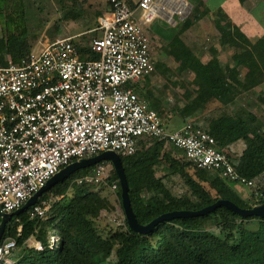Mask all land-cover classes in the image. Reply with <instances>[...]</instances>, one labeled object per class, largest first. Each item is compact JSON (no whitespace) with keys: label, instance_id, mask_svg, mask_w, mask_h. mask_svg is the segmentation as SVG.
<instances>
[{"label":"trees","instance_id":"1","mask_svg":"<svg viewBox=\"0 0 264 264\" xmlns=\"http://www.w3.org/2000/svg\"><path fill=\"white\" fill-rule=\"evenodd\" d=\"M6 1L0 0V7ZM127 1L135 5V1ZM196 2L199 7L204 6L202 14L205 15L208 7L204 0ZM108 7L109 0H106L105 8ZM214 11L221 43L234 49L231 56L234 67L221 62L215 47L211 49L208 62H202L181 37L186 30L184 25L170 28L168 24L152 22L148 27L150 35L157 34L166 41V53L178 60L179 68L194 74L196 88L184 94V109L189 116L214 101L227 106L239 96L253 93L255 87L264 82V32L252 39L227 20L228 15L222 7ZM15 32L16 29L7 37H0L1 64L8 59L18 61L33 50L26 40L24 28ZM76 47L81 57L95 58L87 45ZM153 65L155 71L158 64L153 62ZM259 98L264 102V98ZM253 120V115L244 119L223 109L208 119V131L215 139L216 147L227 154L234 170L248 180H255L264 173V131L252 127ZM237 141H242L244 147L239 155L231 156L229 147ZM138 150L120 157L131 206L141 224L164 212L197 210L220 198L229 199L243 208L264 201L260 196L264 193V185L253 190L252 202H249L233 187L236 182L221 176L219 171L196 167L181 148L163 139H142ZM152 165L162 166L167 174L179 175L185 192L174 194L163 177L153 176L155 169ZM92 167L74 171L43 192L36 202L47 206L42 216L30 218V206L8 220L0 242L15 239L12 264H264V218L241 217L222 206L204 215L162 221L148 233L132 231L124 216L122 225L114 230L108 229L107 234L102 235L95 222L102 213L114 210V205L90 184L76 186L73 183ZM110 174L116 181L123 212L120 184L113 167ZM73 188L74 194L66 197ZM57 197L60 198L49 202ZM210 228H216L218 232ZM51 232L56 235L55 242L50 240ZM28 238L41 248L28 246Z\"/></svg>","mask_w":264,"mask_h":264},{"label":"built area","instance_id":"2","mask_svg":"<svg viewBox=\"0 0 264 264\" xmlns=\"http://www.w3.org/2000/svg\"><path fill=\"white\" fill-rule=\"evenodd\" d=\"M173 1L137 0L132 6L127 0H109L93 29L100 33L87 44L95 58L81 57L67 37L18 61L0 63V213L21 207L74 159L106 149L129 156L142 139H163L181 148L196 167L256 187L255 180L234 170L208 129L188 120L176 130H166L161 115L134 88L154 71L148 27ZM104 162L94 168L100 183ZM92 179L85 174L75 183ZM112 186L116 188V182ZM46 210V205L35 203L29 217ZM50 240L55 242L52 235ZM15 245L13 238L0 242V263L12 264ZM34 247L41 248L38 243Z\"/></svg>","mask_w":264,"mask_h":264},{"label":"rangeland","instance_id":"3","mask_svg":"<svg viewBox=\"0 0 264 264\" xmlns=\"http://www.w3.org/2000/svg\"><path fill=\"white\" fill-rule=\"evenodd\" d=\"M238 1L245 7L243 9L238 7L236 10L233 6L234 14L229 18L230 23L246 30L245 33H248L251 38H255L264 31V0ZM204 2L208 7V12L205 15L202 14L204 6L199 7L196 0H174L168 3V8L166 7L162 16L156 17L153 22L156 25L168 24L170 28L178 24L184 25L186 30L182 32L181 37L202 62H208L212 56L211 49L215 47L221 62L229 63L231 67H234L235 62L231 60L234 49L221 43L219 27L215 23L217 18L214 15V9L218 0H204ZM179 6L184 9L181 14L175 12L180 8ZM105 7L106 0H7L0 7V37H7L15 29V33H18L24 28L26 40L33 50H39L41 46L55 39L67 37H71L76 45H87L92 38L100 33L93 29L97 17L105 12ZM226 7L228 9V5ZM248 8H254V10L250 12L247 10ZM170 15H172V19ZM150 36H152V61L157 63L158 67L151 77L147 78L149 80L142 82L144 87L141 86V94L144 96L140 95L150 102L152 107H156L166 130L180 128L186 118L200 123L209 130L208 119L218 115L219 111L223 109L229 114L240 115L244 119L253 115L254 120L250 125L264 131V102L259 98V96L264 98V83L255 87L253 93L241 95L227 106L214 101L189 116L184 109V94L186 91L196 88L193 83L194 74L187 69L181 70L178 60H174L166 53L165 40L163 41L157 34ZM5 57L7 56L5 55ZM243 147L244 143L239 141L234 144L233 149L229 147V153L231 156H237ZM96 167L95 164L90 171L86 172L88 176L93 177L92 181L84 183L90 184L94 190L106 195L114 205V210L108 214L102 213L95 222L102 235H106L108 229L114 230L119 227L118 225L123 224L124 215L120 207L117 189L112 186L116 181L110 177L111 163L107 161L102 163L101 175L103 178H101V183L94 178L96 173L94 168ZM151 167L155 169L153 176L163 177L164 183L174 194L180 195L185 192V186L179 175L167 174L159 165ZM261 175L263 179L256 183L255 188L264 185V173ZM76 179L73 180L74 184ZM75 185L77 186V183ZM233 187L241 197L252 202L250 197L255 188L240 183H234ZM73 194L74 188L67 192L66 197L69 198ZM59 198H51L49 202L52 203ZM210 229L215 233L218 232L216 228ZM51 235L54 240L57 239L54 233L51 232ZM26 244L34 246L35 243L33 239L29 240L28 238Z\"/></svg>","mask_w":264,"mask_h":264},{"label":"water","instance_id":"4","mask_svg":"<svg viewBox=\"0 0 264 264\" xmlns=\"http://www.w3.org/2000/svg\"><path fill=\"white\" fill-rule=\"evenodd\" d=\"M101 161H109L117 174L120 189H121V205L124 212V216L127 221L128 227L137 233H148L151 231L155 225L162 221L170 220L176 217H192V216H200L207 214L217 207H225L241 217H249V216H258L261 218H264V201L258 202L253 204L249 208H243L235 204L233 201L225 198H220L216 200L214 203H211L209 205H206L200 209L197 210H173L161 213L157 217L153 218L149 222L145 224H141L137 221L135 217V213L131 206V201L129 198V186L127 182V177L125 174V170L121 161L120 155L111 149H106L94 156L91 157H85V158H76L75 160L69 162L65 166L61 167L57 172H55L46 182V184L39 188L37 191H35L28 199L27 201L18 209L12 211V212H3L0 213V241L6 226V223L8 220L13 216L17 215L21 212H23L28 207L34 205L38 197L45 192L47 189L52 187L57 182L63 181L65 178H67L71 173L74 171L95 165Z\"/></svg>","mask_w":264,"mask_h":264},{"label":"crops","instance_id":"5","mask_svg":"<svg viewBox=\"0 0 264 264\" xmlns=\"http://www.w3.org/2000/svg\"><path fill=\"white\" fill-rule=\"evenodd\" d=\"M133 1H135V3H136V1L137 0H133ZM247 1H249V0H247ZM251 1V0H250ZM226 5H228V9H227V7H226ZM233 6L236 8V10H237V8L239 7L240 9L242 8H244L245 6L243 5V4H241L238 0H218V3H217V5L215 6V9L217 8V7H222L223 8V10H224V12L228 15V21L230 22V19L229 18H231L232 16L231 15H233L234 14V11L232 10V8H233ZM242 6V7H241ZM247 10H250V12H252L253 10H254V8L253 9H251V8H248ZM232 21H234V18H232ZM244 33H245V31L246 30H244V29H241ZM264 32V31H263ZM262 32V33H263ZM261 33V34H262ZM247 36H249L250 38H251V36L248 34V33H245ZM261 34H259L258 36H260ZM258 36H256L255 38H257ZM255 38H253L252 37V39H255ZM152 58H153V56H152ZM154 72H152L150 75H148V76H145V77H143V78H141L138 82H136L135 84H134V88H135V90L138 92V94L140 95L141 93H142V88H141V86L142 87H144L143 85H142V82H145L146 80H149V79H147V78H150L151 77V75L153 74ZM141 83V84H140ZM264 83V82H263ZM263 83H261V84H263ZM141 95H143V94H141ZM140 95V96H141ZM144 96V95H143ZM148 105H149V107H151L152 109H154V110H156L154 107H152L151 106V104H150V102H148ZM157 111V110H156ZM158 112V111H157ZM189 119L188 118H186V120H185V122L186 121H188ZM184 122V123H185ZM196 122V121H195ZM169 131H173V130H169ZM237 142H239V141H237ZM237 142H235V143H232L231 145H230V147L232 148L233 146H234V144H236ZM138 147H139V144H138ZM233 149V148H232ZM137 150H138V148H137ZM242 150V149H241ZM261 179H263V176L261 175V178L258 176V177H256V179H255V181H256V183L257 182H259Z\"/></svg>","mask_w":264,"mask_h":264}]
</instances>
